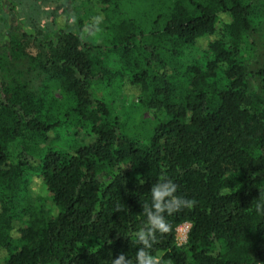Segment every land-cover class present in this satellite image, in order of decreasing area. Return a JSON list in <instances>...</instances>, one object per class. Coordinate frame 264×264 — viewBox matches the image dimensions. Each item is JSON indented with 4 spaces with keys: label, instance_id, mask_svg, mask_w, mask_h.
Masks as SVG:
<instances>
[{
    "label": "trees",
    "instance_id": "obj_1",
    "mask_svg": "<svg viewBox=\"0 0 264 264\" xmlns=\"http://www.w3.org/2000/svg\"><path fill=\"white\" fill-rule=\"evenodd\" d=\"M125 1L0 0V264H264V0Z\"/></svg>",
    "mask_w": 264,
    "mask_h": 264
},
{
    "label": "rangeland",
    "instance_id": "obj_2",
    "mask_svg": "<svg viewBox=\"0 0 264 264\" xmlns=\"http://www.w3.org/2000/svg\"><path fill=\"white\" fill-rule=\"evenodd\" d=\"M12 1H15V0H12ZM157 3H158V0H157ZM157 3L155 4V0H130V1H125V5L127 6L128 9H132V11H134V10L139 11V10H142V9H147L148 12H150L152 14V16H154L155 12H157L158 10L160 12L164 10L162 8L158 9L157 6H158L159 3L158 4ZM148 5H152L155 8L152 11H150L151 8L148 9L146 7ZM74 6L77 7L78 5H74ZM0 8H1V12H4L3 10L5 9V6H4L3 2H1ZM76 11H78V10H76ZM77 13H79V11ZM147 18L151 19L152 17L150 16V17H147ZM121 94H123V93L121 92ZM121 94L119 96H115L116 107L118 108V110H121L123 112L124 111L123 109H126V108H122L124 106V107H128L129 108L128 110H130L129 112H131V115L133 117L138 115V110L134 106V104L136 103V95L127 96L126 100H124L122 98ZM56 95H59L58 91H56ZM116 95H118V94H116ZM141 115H142L143 119H149L151 121H153V119H154L153 110L145 111ZM142 125H143V123H142ZM143 127H144V125L141 127V129ZM189 227H190L189 223H183V224H181V225H179L177 227V229H176V242H177L178 245H181L182 243H184L186 241V235H187V231H188Z\"/></svg>",
    "mask_w": 264,
    "mask_h": 264
},
{
    "label": "clouds",
    "instance_id": "obj_3",
    "mask_svg": "<svg viewBox=\"0 0 264 264\" xmlns=\"http://www.w3.org/2000/svg\"><path fill=\"white\" fill-rule=\"evenodd\" d=\"M174 190H175V186L173 185V191H174ZM180 203H183V201H178V202H177V206H179ZM187 203H188V206L190 207V206H191V202L189 201V202H187ZM155 227H159V226L157 225V226H155ZM140 239H141V240H144L143 235H141ZM144 242L147 243L146 240H144Z\"/></svg>",
    "mask_w": 264,
    "mask_h": 264
}]
</instances>
